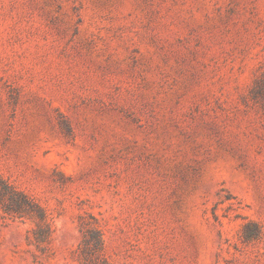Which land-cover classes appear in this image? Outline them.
Segmentation results:
<instances>
[{
    "label": "rangeland",
    "instance_id": "374dc122",
    "mask_svg": "<svg viewBox=\"0 0 264 264\" xmlns=\"http://www.w3.org/2000/svg\"><path fill=\"white\" fill-rule=\"evenodd\" d=\"M0 264H264V0H0Z\"/></svg>",
    "mask_w": 264,
    "mask_h": 264
}]
</instances>
